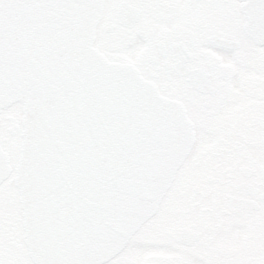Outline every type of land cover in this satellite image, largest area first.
<instances>
[{
  "label": "water",
  "instance_id": "1",
  "mask_svg": "<svg viewBox=\"0 0 264 264\" xmlns=\"http://www.w3.org/2000/svg\"><path fill=\"white\" fill-rule=\"evenodd\" d=\"M261 0L250 36L264 41ZM104 0H0V113L22 106L33 264H105L158 211L194 144L186 110L94 48ZM0 146V184L11 174Z\"/></svg>",
  "mask_w": 264,
  "mask_h": 264
},
{
  "label": "flooded vegetation",
  "instance_id": "2",
  "mask_svg": "<svg viewBox=\"0 0 264 264\" xmlns=\"http://www.w3.org/2000/svg\"><path fill=\"white\" fill-rule=\"evenodd\" d=\"M251 6L104 0L94 47L179 103L195 136L157 213L105 264H264V41L249 34ZM14 106L0 114L12 168L0 184V264H33L14 183L23 131Z\"/></svg>",
  "mask_w": 264,
  "mask_h": 264
},
{
  "label": "rangeland",
  "instance_id": "3",
  "mask_svg": "<svg viewBox=\"0 0 264 264\" xmlns=\"http://www.w3.org/2000/svg\"><path fill=\"white\" fill-rule=\"evenodd\" d=\"M8 113H11V114H16L17 115V117H18V119H20V117H21V106L20 105H16V106H14L12 109H10L9 111H8Z\"/></svg>",
  "mask_w": 264,
  "mask_h": 264
}]
</instances>
